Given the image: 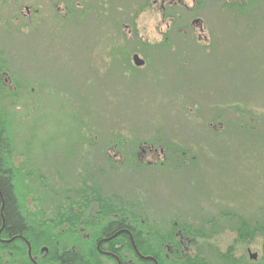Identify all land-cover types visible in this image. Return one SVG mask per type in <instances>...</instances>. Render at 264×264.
<instances>
[{"label":"rangeland","instance_id":"1","mask_svg":"<svg viewBox=\"0 0 264 264\" xmlns=\"http://www.w3.org/2000/svg\"><path fill=\"white\" fill-rule=\"evenodd\" d=\"M179 1L167 11L172 20L153 0L3 5L0 56L21 76L14 140L29 145L30 165L54 189L92 174L163 233L171 222L187 224L209 232L198 244L210 254L248 257L233 230L238 218L264 228V0L246 10L226 5L241 0ZM33 192L28 212L39 196L56 200ZM254 236L251 253L262 242Z\"/></svg>","mask_w":264,"mask_h":264},{"label":"trees","instance_id":"2","mask_svg":"<svg viewBox=\"0 0 264 264\" xmlns=\"http://www.w3.org/2000/svg\"><path fill=\"white\" fill-rule=\"evenodd\" d=\"M256 2L257 0H241L234 1L231 4L227 3L226 5L235 7L237 10H246L253 7ZM0 8L2 10V6ZM2 17L4 18V15L2 14V11H0V19H2ZM9 18L10 17H7L5 23L6 26L11 23L10 20H8ZM0 58L5 60L4 57L0 56ZM13 72L16 73L15 70H13ZM16 74L17 81L21 76H19L18 73ZM35 97L36 96L34 95V100ZM17 98L22 97L17 93L16 102L14 103L15 107H17L18 103ZM75 115H77V113ZM76 117L80 122L78 136L80 137L83 146L85 142L83 138L84 134H82L81 130L84 129V127H82V124L84 123L82 122V119H79L78 116ZM251 118H254V116L252 115ZM17 121L18 117L14 109L10 112H7L4 108L0 109V193L3 199V229L6 233L10 235L22 234L24 236L36 237L37 242H43V244L49 245L51 254L53 253L55 255L54 251L58 247L55 246V241L51 240V237L54 236L57 238V236L65 235L75 236V234H78L77 228L82 224L79 221L83 217L79 211L88 205L95 203L97 210H99V218H105L108 215H117L120 217V220L109 222L102 227L98 224L97 226L100 234L107 236L111 235L127 224L136 229L134 236H150V240L154 241V236H157L159 230L157 225L148 220L150 214L144 209L142 210V208L140 210H135L136 206L132 202H128L127 205H125L118 196L105 194L100 187L99 180H96L97 177H93L92 174H83L77 180L71 182L72 184L69 183L73 185L71 187L69 184H64L65 188L62 189L58 187L57 190L54 189L51 184V176L43 174V172H41V167L37 168L35 165H30L29 158L31 157V149L29 148V145H25L21 148L16 144L15 140L13 141L15 132L14 125ZM13 142H15V145L18 147L19 155L25 156L19 164H16L12 158ZM44 144L47 143L41 142L39 145L40 150L42 149V151L44 150ZM178 151L180 150L177 149L176 152ZM36 156L45 158L44 154L41 156L36 154ZM133 160L137 163V159ZM168 162L172 163L173 159H168ZM176 163L181 165L182 161H176ZM84 166L85 165L82 167ZM33 184L37 185V187H34L35 190L39 187L44 191L47 190L52 197H56V200H48V202H46L45 198L39 196V199L37 198V201L35 202V211L28 212L25 206V198L29 195L33 196ZM32 201H35V198H32ZM46 205L50 207L49 212V209L47 210L45 207ZM84 225H87L89 229H92V227L95 226L93 224ZM172 226L173 222H171L167 228L166 234L175 230L171 229ZM189 226L190 225L187 224H179L177 225V228L183 227L187 233H191L193 236L196 234L201 235L200 232L196 233L197 231ZM241 226L246 229L249 228L244 221H242ZM161 233H163V231H161ZM249 233V230L246 232L242 231L239 236H248ZM257 233L264 236V228L259 226ZM137 241L136 243L138 246L141 243L139 246L141 249L150 252L154 249V247H151L139 238H137ZM78 242V239H73L67 243L62 257L60 256L59 258H64L65 262L69 264H96L95 259L97 252L94 244L86 246L89 251L88 254L81 253L77 249L71 251L72 244H78ZM163 242H167V240ZM55 257L58 259L57 255H55Z\"/></svg>","mask_w":264,"mask_h":264},{"label":"flooded vegetation","instance_id":"3","mask_svg":"<svg viewBox=\"0 0 264 264\" xmlns=\"http://www.w3.org/2000/svg\"><path fill=\"white\" fill-rule=\"evenodd\" d=\"M9 1L13 0H0V7L9 3ZM156 1H159L162 20L166 17L170 18L171 13H167V11L176 10L175 6L180 2L179 0H153V3H156ZM29 7L25 6V9L28 10L26 15H29ZM15 20L18 22V18ZM170 20L172 19L170 18ZM195 21L197 22V19ZM166 27H170V24H166ZM13 70L12 64L0 58V109L4 108L7 112L16 108L14 103L17 96V74ZM12 148V158L14 159L18 153V147L15 142H13ZM148 151L153 153L155 149L149 147ZM141 152L145 155L147 149H142ZM93 205L95 206L93 207L94 209L92 208ZM2 208L3 199L0 193V264H69L65 262L64 258L60 259L59 257H62L65 246L73 239H78L79 242L78 244H72L71 251L77 249L81 253L88 254L89 251L86 246L94 244L97 252L96 264H264V236H261L262 242L259 244L258 251L251 253L249 248L253 244L257 245L258 242L257 236H254L257 233V229L251 225L247 229L241 226L242 221L248 225L242 218H238L239 225L233 232L237 234L236 238L238 241L246 244L248 257H233V251L228 250L217 251L215 255H212L204 248H199L200 244H198L199 237H203L205 240L210 237V234H207L209 232L201 233V235L196 234L195 236L198 237H195L191 233H187L183 227L177 228L176 222L171 227L172 230H175L169 234L161 233L158 229L159 231L157 236H154V241L150 240V236H134L136 229L127 224L111 235L100 234L98 224L102 227L109 222L120 220V217L108 215L105 218H99V210H97L96 204L92 203L79 211L83 217L79 221L82 224L77 228L78 234H75V236L51 237V240L55 241V246L58 247L54 251L58 257L57 259L53 253L51 254L49 245L37 242L36 237L6 233L3 229L4 217ZM84 224H93L95 226L89 229ZM248 230L250 232L248 236H239L242 231L246 232ZM213 235L215 236L216 234ZM137 238L154 247L152 252L139 248L141 243L138 246L136 243ZM165 240L167 242H163Z\"/></svg>","mask_w":264,"mask_h":264},{"label":"clouds","instance_id":"4","mask_svg":"<svg viewBox=\"0 0 264 264\" xmlns=\"http://www.w3.org/2000/svg\"><path fill=\"white\" fill-rule=\"evenodd\" d=\"M143 23H145V24L148 25V31H149L150 35L154 36L157 41H159V40L162 39V37H160L159 35H157L155 33V31H154V24H155V20L154 19H152V18H145L143 20Z\"/></svg>","mask_w":264,"mask_h":264},{"label":"water","instance_id":"5","mask_svg":"<svg viewBox=\"0 0 264 264\" xmlns=\"http://www.w3.org/2000/svg\"><path fill=\"white\" fill-rule=\"evenodd\" d=\"M132 60L135 66H141L143 64V60L137 54L133 55Z\"/></svg>","mask_w":264,"mask_h":264}]
</instances>
